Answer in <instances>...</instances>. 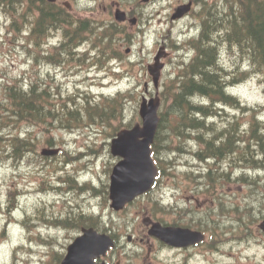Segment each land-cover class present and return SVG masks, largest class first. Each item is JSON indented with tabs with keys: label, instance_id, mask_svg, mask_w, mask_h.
Here are the masks:
<instances>
[{
	"label": "rangeland",
	"instance_id": "374dc122",
	"mask_svg": "<svg viewBox=\"0 0 264 264\" xmlns=\"http://www.w3.org/2000/svg\"><path fill=\"white\" fill-rule=\"evenodd\" d=\"M221 1V0H220ZM153 2L152 4L145 6V7H138L137 10L139 12L142 11V22L146 24L144 25L145 28V33L143 35H136L135 42L133 43L135 52L134 55L136 58H140L141 60H146L149 57V52L152 49V46L154 45L156 38L161 34V33H166L168 30L171 31V36L176 37L178 34L179 30L185 29L186 24L189 21H192V18L190 17L189 19H186L185 21L177 22V23H171L168 21V16L167 12H170V9L173 5L176 3L173 0H159L155 4ZM154 4V5H153ZM153 5V6H152ZM121 7L130 9L131 8V3L126 0H121ZM202 8H205L202 6ZM217 13V10H214ZM216 16V19L219 17V15H214ZM149 17V18H147ZM149 21V22H148ZM197 21V20H196ZM0 37L1 39H4L5 43L0 42V77H3V80H0L2 82L4 81H10L13 79H20L23 84L28 83L29 76L35 72V69L37 68V64H34V66L31 68L30 63H25V59H27V55L25 54V50H22V44L17 43L14 41H10L11 37L7 35L5 31L0 32ZM140 49V50H139ZM182 55L177 54V62L180 64L182 60ZM229 55L230 53L227 50H222L221 53V58L224 61H229ZM220 58V51H218V61ZM236 60H239L237 58ZM31 62V61H29ZM171 64H169L170 66ZM244 64L240 63V68H242ZM144 69H145V62L143 64ZM141 68V66H138V68ZM143 69V70H144ZM243 69V68H242ZM241 71V70H240ZM166 73V72H165ZM93 74H89L88 80H83L80 77H71L69 79L66 78H57L59 84L62 85V91H72L75 86H78L81 89H88L91 87L93 90H98L96 88L95 84L97 81V78L92 77ZM100 76L103 75V73L99 74ZM141 75L139 78H141ZM142 79L135 80L132 78H123L121 80L117 81H110L107 82V86L104 88L106 92L114 93L116 90L121 89V90H129L131 93H133L134 98L137 97V93L141 88L142 85ZM233 93L238 95L241 100L244 103H247L248 105H256L257 103L260 105H264V82H258L257 77H253L250 80L244 81L243 83L237 85L236 87L232 88L231 90ZM192 101L196 102V98L192 97ZM168 105V101L164 102L163 105V111L166 110V107ZM136 107V102L133 101L131 98H127L125 102V108L123 110V116L122 118H118L115 121L112 122V124L116 125L119 123V121L123 122H129L130 120H133L136 118V115L138 116V119L140 120L139 115H138V110H135ZM226 111L232 115V110L226 108ZM264 114V110L262 112ZM168 118V116H167ZM216 121H225L223 117H216ZM132 121V122H134ZM171 123V120L169 121ZM58 125L62 126L61 124L57 123ZM172 125L170 124L169 127H167V130H171ZM6 131H12L11 135H14L16 133H19L21 137H27L31 144H33V148L29 152H25L22 155V158H26L28 155L32 157V164L29 166L34 167L35 169L37 168L38 162L36 161L37 158V152L43 147L46 146V137L49 135H53L55 139L60 143L59 145L63 149H68L70 152H75L77 150H87V144H90L91 141L95 142V152L92 153L91 155L84 157V161L82 163L84 164L85 167H90L92 170L90 172H87L82 178L85 179H92V181L97 185L95 186V189L99 190L101 183H103L106 179V169L108 166L109 161H112V157L110 156L109 152L107 151L108 148L105 145V140H106V132L110 131V128L107 126H102V125H92L91 127H85L81 128L78 130H75V135L76 139L73 137V132H67L64 130H53L45 128V126L42 123H34V122H21L19 125H13V126H4ZM63 127V126H62ZM50 131V132H49ZM88 133V134H86ZM167 142H169L172 146H175L177 144V140L167 134L166 136ZM259 142L264 143V136H260L257 138ZM184 140H180L181 144H184ZM168 155L173 159L175 163V167L173 169H181L179 168L180 166L182 167V170L185 168L182 166V160L185 159L186 155L177 153V152H169ZM91 158V159H89ZM61 157L57 160L54 161L53 163H57V165H61ZM95 162V163H94ZM76 165L75 163L73 164H66V170L72 172L73 166ZM246 167V165H243ZM110 167V165H109ZM205 166H202L204 169ZM27 174V173H26ZM24 175L23 177H17L15 173H11V170L7 166L1 165L0 166V181L5 184V185H18L19 183L23 186L25 183L30 186L31 178L28 175ZM168 180L165 179L163 180L162 183H160L154 191L150 193V197H160L162 195L163 191H165L169 186H171V189L175 191L173 188V182H167ZM68 190V189H67ZM238 182H236V194L237 198L234 195H232L231 201L233 202H238V200H241V202L247 204V201H249V197L247 196L246 191L244 190H238ZM83 194L84 197H88L90 194L94 192V189L90 188L85 190ZM100 191V190H99ZM72 192V193H71ZM71 194L67 195V198L73 199L76 195H79L78 190H73L70 191ZM64 195V194H60ZM253 197L252 201H249V204L253 206L252 209L249 210V213L247 216H244V218H236L239 221L247 220L248 222H251L253 217L259 213V211L262 209L259 198H256V193L250 194ZM101 192L94 193V202L96 203L99 201L101 198ZM82 196H79V198L75 201L70 200L72 206H74L72 213H74L76 207H84L86 208V200L83 199ZM47 200H52V195L49 194H41V193H28V194H19V202H18V207L15 210L19 214L20 217L24 216L27 213V219L31 224H34L36 221L34 220L33 217H31V213H33L34 207L38 205L39 202H45ZM158 200V199H157ZM184 195L180 192L175 191L174 195L172 197H167L164 200H158L162 205H166V203H173L176 206H185V201H184ZM251 200V199H250ZM5 200H2V207L5 205ZM144 204V201L139 200V201H134L130 205H128L122 213L119 214H114L113 217L116 221L121 222L126 218L125 214L128 213H134V212H139L138 207L142 206ZM93 203H90L89 207L90 209ZM169 205V204H167ZM173 205L174 207H176ZM96 214V212H94ZM108 214V211L106 212ZM162 214H166L165 217H168L169 211H152V216L153 217H160ZM212 215V214H211ZM213 217H217L218 221L220 224H225L233 219H235V216L233 214H226L221 217L212 215ZM138 219H135L133 221L128 222V229L130 232H133V228L137 227V224L139 221L143 223V216H137ZM152 219V218H151ZM155 219V218H153ZM141 225V224H139ZM41 232L45 234L46 232V227H39ZM8 231L10 235L13 237V239H19L20 234L21 237L25 242L29 241L28 237V231L27 229H24L23 232L17 228L16 225H9ZM246 231L245 230H239L238 228H234L233 236L236 237V240H241L246 236ZM69 233L65 231H56V232H49V235L52 237H55V240L53 243H55L56 247H60L62 243H64L67 239ZM45 240V238H42ZM2 242V243H1ZM134 248H127V251L130 252V254L135 257L136 254L133 249L139 250V253L142 254L143 256L141 258H138L136 260L129 261V264H168L169 261V256L168 253L165 254L162 252V250L159 248L158 252L153 255H147L145 254V249L147 248V245H140L137 241L133 242ZM262 247L264 248V241L260 243ZM31 245L33 247H39L42 250H46L47 246L45 245H39L36 242H31ZM11 242L10 240H0V264H6L9 262V256H10V251H11ZM248 249V247H246ZM232 249V248H231ZM260 248H255L252 249V251L256 254L257 253V258L260 257L261 251L259 252ZM36 251V250H33ZM241 248L235 249L234 250V259L237 262L239 259V255L241 254ZM35 258L33 259L35 263L33 264H47L44 263L42 260L45 259V252L43 251H38V253L32 254ZM39 255L41 257H39ZM39 257V258H38ZM43 258V259H42ZM253 256H250L249 258L245 260H241L239 264H264V259H257L256 257L252 259ZM183 259V258H182ZM41 260V261H39ZM209 264H215L216 262L209 258L208 259ZM48 260H46L47 262ZM29 264V262H27ZM170 264V261H169ZM182 264H187L185 262H182Z\"/></svg>",
	"mask_w": 264,
	"mask_h": 264
},
{
	"label": "trees",
	"instance_id": "16d2710c",
	"mask_svg": "<svg viewBox=\"0 0 264 264\" xmlns=\"http://www.w3.org/2000/svg\"><path fill=\"white\" fill-rule=\"evenodd\" d=\"M219 2H220V16L221 14L222 15L226 14L225 16H227L226 18L223 19L222 22L225 21L224 24L225 23H227V25L230 24L229 31L224 32L225 30L223 29L220 30L221 37L224 38V40L228 44H231L230 39L231 37L233 38L234 35H236L235 39L238 42L241 39H244L245 42H247L248 44L246 43L244 45L241 46L237 45V46H239L242 49L247 48L248 50H251L257 56V59L253 64L255 65L256 68L264 71V28H263L264 0H221V1L219 0ZM229 5L231 6V8ZM213 11L214 10H207L203 13L202 24L214 15L215 12ZM50 17H51L50 13L42 14V20H43L42 30H45L47 25L50 23L49 20ZM249 19H251V26H252L251 29L252 28L253 29L248 34L249 39H245L243 30L239 26L235 27L233 22L236 21L246 22V20ZM204 38H206L207 41H203V43H201L203 45V46L201 45L202 49L200 51L199 49L197 50L198 53L196 58L194 59V63H193L194 77L189 76L186 80L180 82L178 87V92L175 95V104L178 110L182 111L185 105L189 106L191 109L189 114L193 116L192 117L190 116V118L188 119L187 129L189 127L198 130L200 126H202L201 119H199L200 117L198 116H200L199 114L203 113V111L200 110L199 106H192L191 103L188 102L189 95L192 93H198L208 97H212L217 92L221 93L224 90V87H226L225 86L226 80L224 79L222 80L221 78H218L215 74L218 68V63L215 60L216 57L215 56L213 57V51L214 50L217 51V49L215 45H214L215 48H213V46H209V43L213 41L209 40L207 37H205V35ZM206 43H208V47ZM246 45H249L251 49ZM33 82L29 83V85L31 84L29 88V92H25L22 89L23 88L22 85H20L17 82V80L10 83L7 81L4 82L0 81V105L2 104V102L6 101V105H10L11 107H13V109L10 110V113L13 114L16 117V119H25V120L39 119L38 114L40 111L41 101H46V97L42 96V92H40L37 89L38 88L37 82L34 83ZM43 93L48 94L49 89L44 88ZM233 103L236 105V101H234ZM63 115L67 117L71 116L69 115V113H63ZM73 116H79V115L76 114ZM2 119H6V117L3 114H0V125H1L0 129L3 127L2 125L6 123ZM1 138L2 136L0 134V139ZM215 139L216 137H213L214 143H215ZM6 140H7L6 143L8 145L11 144L12 146L11 153L13 158H20L23 151L27 150L28 148L32 150V144L27 140L15 139V138H10ZM222 145H224V143ZM226 145H228V143ZM259 146L263 147V142H259ZM224 148L225 147H222L217 143H215V146H213V149L219 155L223 154ZM1 150L2 148L0 147V151ZM262 152H264V150H262ZM255 161L257 160H252L251 162L253 163ZM80 218H81L80 215H74L73 219L70 220V222H68L67 225L70 226L74 225V223L76 221H79Z\"/></svg>",
	"mask_w": 264,
	"mask_h": 264
},
{
	"label": "water",
	"instance_id": "95a60500",
	"mask_svg": "<svg viewBox=\"0 0 264 264\" xmlns=\"http://www.w3.org/2000/svg\"><path fill=\"white\" fill-rule=\"evenodd\" d=\"M142 115L144 117V126L139 133L145 138L136 140L135 130L121 133L113 146L124 160L114 168L111 185L110 198L112 206L116 209L130 199L137 192L146 190L152 183L156 174V169L152 165L149 157L148 144L151 141L156 127L157 118L155 115V106L150 104L145 107ZM95 234L86 233L83 238L76 239L68 247V264H92L89 260V249H83V244L87 238H90V246L95 240Z\"/></svg>",
	"mask_w": 264,
	"mask_h": 264
},
{
	"label": "bare ground",
	"instance_id": "6f19581e",
	"mask_svg": "<svg viewBox=\"0 0 264 264\" xmlns=\"http://www.w3.org/2000/svg\"><path fill=\"white\" fill-rule=\"evenodd\" d=\"M230 6V5H229ZM229 8V7H228ZM231 8V6H230ZM226 9V8H225ZM233 10V9H232ZM231 11V10H230ZM234 11V10H233ZM215 12V11H213ZM229 13V12H228ZM45 14H49V11L45 9ZM214 15H219V17L216 19V16ZM214 15L212 17H210L206 22H204L201 26H200V30H199V34L198 36L195 38L194 40V43H193V46H195V48L199 49V51L202 49L201 48V43H203V41H207L206 38H204V35L205 37H207L209 40L213 41V42H210L209 43V46H213V48L216 47V49L218 48L219 44H220V40H221V35H220V30H225L224 32H227L229 31V28H230V24L227 25V23L224 24L223 19L226 18L227 16L225 15H222L220 16V11L217 10V13L215 12ZM256 17V16H255ZM211 21V22H210ZM228 21V19H227ZM55 23L57 22L56 20L54 21ZM210 22V24H209ZM54 24V23H53ZM233 24L235 25V27H240L242 30H243V34H244V38L245 39H249V33L250 31L253 29H251V19L249 20H246V22H243V21H236V22H233ZM226 27V29H225ZM234 27V28H235ZM264 28V27H263ZM208 31V33H207ZM90 33H92L91 31H89ZM61 35H62V39H63V48H69L71 45H73L74 43H85V42H88V37L86 36H83L80 32L78 31H72V30H61ZM236 35L233 36V38L231 37L230 39V43L231 44H236V45H244L246 44L247 42H245L244 39H241L239 42L236 41L235 39ZM112 44V40H110L108 37H103L100 41V45H99V48H98V51L99 52H103L105 51L110 45ZM248 44V43H247ZM207 47H208V43H206ZM215 45V47H214ZM250 45V44H249ZM249 45H246L247 47H249ZM203 46V45H202ZM245 47V46H243ZM210 48V47H209ZM250 48V47H249ZM242 49V48H241ZM251 49V48H250ZM218 49L217 51H213V57L215 56L216 57V61L218 63ZM251 51V50H250ZM181 51H179L177 54L181 55ZM210 56V55H209ZM196 58V57H195ZM192 59V67L194 66L193 63H194V59ZM181 63L179 64L181 67L184 63V59H183V55H182V60L180 61ZM199 95H203V94H198L197 96ZM189 96H194L193 93L190 94ZM20 115V114H19ZM201 118V115L202 114H199ZM199 118V119H200ZM55 121L59 124H61L63 127H69L73 121V119L71 117H66V116H63V115H60V114H56L55 115ZM188 130L189 131H193L194 134L196 136H198L199 139H204V141L206 142L207 146L210 147V150L211 152L210 153H213L214 155H216L218 158H226V152L228 150H230L234 145H235V142L236 140L238 139V136L237 135H233L231 136L230 138H227L226 136H219V137H216L215 139V143H217L218 145H221L222 147H225L224 148V152L223 154H217L215 152V150L213 149V146H215V143L213 141V137L211 135V132L209 131V129L206 127V125L202 124V126H200V128L198 130L194 129V128H189L188 127ZM254 135L256 138L262 136L259 132H258V128H255L254 131H253ZM224 143V145H222ZM228 143V145H226ZM229 147V149H228ZM220 149V148H219ZM254 166L257 168V169H264V159H260V160H257L255 162H253ZM244 165V164H242ZM247 167V166H246ZM73 190H78L79 191V194H81L84 190H85V187H77L75 184H71L69 187H68V190L67 191H72ZM99 190H102V185L100 186V189ZM72 193V192H71ZM59 194H64L63 192L59 191ZM2 243V242H1Z\"/></svg>",
	"mask_w": 264,
	"mask_h": 264
}]
</instances>
